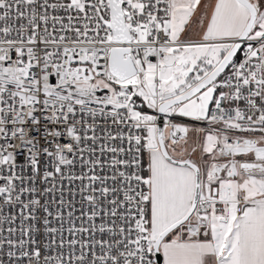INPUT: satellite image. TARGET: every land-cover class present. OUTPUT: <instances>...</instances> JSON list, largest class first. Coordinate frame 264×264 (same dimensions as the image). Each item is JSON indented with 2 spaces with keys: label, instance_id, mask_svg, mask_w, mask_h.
Wrapping results in <instances>:
<instances>
[{
  "label": "snow or ice",
  "instance_id": "snow-or-ice-1",
  "mask_svg": "<svg viewBox=\"0 0 264 264\" xmlns=\"http://www.w3.org/2000/svg\"><path fill=\"white\" fill-rule=\"evenodd\" d=\"M0 264H264V0H0Z\"/></svg>",
  "mask_w": 264,
  "mask_h": 264
}]
</instances>
